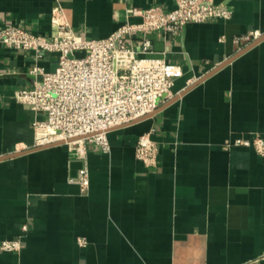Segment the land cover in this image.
Returning <instances> with one entry per match:
<instances>
[{
  "label": "crops",
  "instance_id": "crops-1",
  "mask_svg": "<svg viewBox=\"0 0 264 264\" xmlns=\"http://www.w3.org/2000/svg\"><path fill=\"white\" fill-rule=\"evenodd\" d=\"M175 1L0 0V27L47 35L59 3L76 34L101 38L139 21L134 7ZM212 1L230 16L148 33L153 54L181 74L153 114L108 131L109 152L88 145L86 192L69 180L81 161L65 144L0 160V240L27 224L20 251L0 249V264H264V156L228 144L264 138V39L180 94L244 47L235 36L264 32V0ZM141 36L128 43L139 49ZM56 58L0 43V155L33 147L32 122L44 114L14 91L33 86V65L51 70ZM145 131L158 144L155 166L135 156Z\"/></svg>",
  "mask_w": 264,
  "mask_h": 264
},
{
  "label": "built area",
  "instance_id": "built-area-1",
  "mask_svg": "<svg viewBox=\"0 0 264 264\" xmlns=\"http://www.w3.org/2000/svg\"><path fill=\"white\" fill-rule=\"evenodd\" d=\"M132 14L141 19L125 20L101 38L76 34L59 3L51 8L47 35L13 24L0 27L1 44L33 50L36 57L44 52L57 56L51 70L33 65V86L16 89L14 97L44 114L32 122L33 146L63 141L69 150L75 151L81 165L69 180L77 183L81 192L89 187L88 145L95 144L109 152L108 131L154 112L171 94L174 78L181 74L179 65L153 54L148 33L156 29L178 33L187 23L203 22L210 17L228 18L230 10L212 0H176L172 9L149 5L134 7ZM136 32L142 33L139 49L127 40ZM260 34L251 30L233 40L242 47ZM228 144L250 146L264 156V138L258 134L237 135ZM135 156L146 166L156 165L158 144L152 131L137 137ZM26 230L24 223L19 234L1 239L0 249L20 251Z\"/></svg>",
  "mask_w": 264,
  "mask_h": 264
},
{
  "label": "water",
  "instance_id": "water-1",
  "mask_svg": "<svg viewBox=\"0 0 264 264\" xmlns=\"http://www.w3.org/2000/svg\"><path fill=\"white\" fill-rule=\"evenodd\" d=\"M263 39H264V32L261 35H259L256 39H254L253 41H251L249 44L245 45L243 48H241L240 50H238L234 55L228 57L227 59H225L224 61H222L219 65H217L216 67H214L210 71H207L205 74H203L201 77H199L194 83H192L191 85H189L188 87H186L180 94H182L188 88L192 87L194 84L201 82L207 76L211 75L212 73H214L215 71H217L218 69H220L221 67H223L224 65H226L227 63H229L230 61H232L235 57H237L241 53L245 52L247 49L251 48L252 46H254L255 44H257L258 42H260ZM154 112H152L150 114H147L145 116H142V117H140L138 119H135L133 121H130V122H128L126 124H123V125H127V124H130V123L137 122V121H139L141 119H144V118L148 117L149 115L153 114ZM60 143H63V141H58V142H55V143H50V144L41 145V146H33V147H30V148L25 149V150H22V151H14V152H11V153H7V154H4V155H0V160L1 159L8 158V157H11V156H14V155H18L20 153H24V152H27V151H31V150H34V149H39V148H42V147L50 146V145H53V144H60Z\"/></svg>",
  "mask_w": 264,
  "mask_h": 264
}]
</instances>
